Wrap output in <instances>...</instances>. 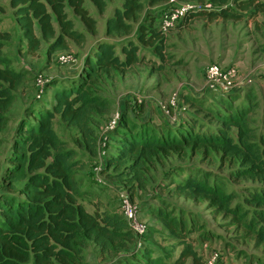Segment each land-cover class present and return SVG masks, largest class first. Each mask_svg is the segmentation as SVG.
I'll return each instance as SVG.
<instances>
[{
  "label": "trees",
  "instance_id": "16d2710c",
  "mask_svg": "<svg viewBox=\"0 0 264 264\" xmlns=\"http://www.w3.org/2000/svg\"><path fill=\"white\" fill-rule=\"evenodd\" d=\"M113 1L9 0L21 32L19 41L25 42L27 53L36 55L50 42L47 64L53 53L67 50L70 41H86V33L76 27L72 14L94 36L100 33V19L93 6L100 15L108 14L103 36L85 55L78 76L46 78L45 93L53 92V104L44 96L32 97L8 140L1 134L9 126L10 113L31 71L11 66L6 49L14 35L1 27L0 19V147L9 143L0 169V264H90L86 258L90 245L98 249L103 264H187L190 258L191 264H206L201 246L212 240V235L194 217L177 214L161 195H155L160 205H147L173 238L171 250L177 252L173 261L149 240L148 233L138 248L120 211L102 210L96 203L90 210L78 177L84 162L78 149L69 146L55 128L58 117L76 128L80 147L100 159L97 114L108 111L110 105L95 93L98 84L143 63L151 64L155 71H167L171 56L166 53V36L155 25L169 0H117L111 6ZM182 1L212 3L214 7L192 10L178 28L197 17L213 22L241 20L244 10H250L252 17L264 13V0ZM6 10L7 5L0 1V13ZM145 47L152 48L157 57H147ZM175 62L180 64V60ZM58 85L62 88L52 89ZM185 92L186 102L199 106L197 110L209 121L196 116L175 121L165 118L155 125L138 113L130 116L126 105L108 135L109 150L102 157L101 174L128 187L132 198L158 162L202 155V160L211 164L230 165L235 180H251L260 186L246 187L240 199L215 175L197 174L193 167L180 166L174 173L168 172L170 180L161 184L162 190L196 204L206 202L217 217L225 219L227 228L235 229L240 240H252L255 248L264 251V131L257 133L251 125L258 102L242 99L240 91L200 97ZM145 108V103L139 104L140 112ZM179 174L183 177H177ZM240 230L241 235L237 233ZM257 261L264 264V260Z\"/></svg>",
  "mask_w": 264,
  "mask_h": 264
},
{
  "label": "rangeland",
  "instance_id": "374dc122",
  "mask_svg": "<svg viewBox=\"0 0 264 264\" xmlns=\"http://www.w3.org/2000/svg\"><path fill=\"white\" fill-rule=\"evenodd\" d=\"M7 5L5 13H0L2 21L1 27L13 31L14 40L10 47L6 49V55L11 60V66L24 71H31L28 78L18 93L19 101L15 109L10 113L11 121L5 132L1 135L6 140L11 138L16 123L24 113L28 102L35 98L36 86L35 76L40 72L45 78L62 77L76 78L81 70L85 55L89 52L96 39L103 36L105 30L106 16L100 15L93 6V13L100 19V33L98 36L91 35L79 17L72 14L75 19L76 27L79 31L86 33V41L77 44L70 41L67 50H58L51 56V62L48 61V47L50 42H45L41 50L36 55L27 53L25 42L20 43V30L12 16V8L9 0H0ZM117 0L111 3V6ZM195 5L198 4L193 1ZM90 4V3H88ZM111 7L108 8V11ZM244 18L241 20L216 19L210 21L205 17H197L190 21L188 25L182 28L173 29L165 32L168 53L171 57L167 61V71H155L149 63L138 64L126 73H118L114 78H105L102 80L95 93L104 97L109 102V109L104 113L97 114L99 123L97 124V133L99 141L104 139L108 133V127L117 113H121L122 108L128 105L130 116L134 117L137 113L142 119L153 120V124L158 125L165 118L175 121L178 118L192 119L196 116L199 119L209 121L204 114L200 112L199 106H192L187 103L186 92L196 96L208 95L205 92L204 74L207 67L213 63H218L223 67L234 66L237 69L238 76L236 80L241 83L251 75L254 70L264 72V13L256 17L250 15V10L242 11ZM102 38V37H101ZM147 57H157V54L150 47L144 48ZM72 53L76 62L70 65H61L57 58L61 54ZM180 60V64L175 62ZM262 75H257L253 84L245 85L240 90L241 98L250 99L258 102L252 118L254 122L251 125L256 127L257 133L264 131V80ZM262 82H259L261 81ZM58 85L52 89H61ZM259 89V90H258ZM183 94L181 95V93ZM255 92L257 95H255ZM249 93L251 94L250 96ZM180 94V101L177 107H172L170 101L173 95ZM211 95V94H209ZM50 105L54 102L53 92L47 90L42 95ZM141 98L140 102L138 99ZM129 99H132L129 101ZM146 104L145 111L142 113L139 104ZM214 123H216L214 121ZM55 128L60 136L68 142L69 146L78 149V156L82 158L84 166L79 169L78 177L80 179L81 190L85 192L86 206L93 210V203H96L102 210L120 211L118 197L116 195L117 187L124 188L128 194L132 195L129 188L119 181L104 175V182L98 180L94 168L102 165V159L93 158L88 151L80 147L77 139L80 138L78 130L68 126L66 122L59 117L55 121ZM110 132V131H109ZM102 142V141H101ZM99 142V146L100 143ZM103 143V142H102ZM9 143L5 142L0 147V169ZM101 152L107 153L109 150L108 142L101 145ZM99 154V156H100ZM180 166L193 167L197 174L205 172L215 175L220 180L227 191H232L241 199L245 194L246 187H258L259 183L251 180H235L231 172L230 165L221 166L220 163L211 164L202 160V155L198 157L188 156L186 160L173 157L166 161L158 162L151 166L145 177L143 187H137L133 202L138 208L139 216L150 227L147 237L158 245L164 252L169 253L171 261L177 256V252L171 250L173 247V238L163 225L160 218L153 214L147 203L160 205L155 199V195H161L171 208L175 209L177 214L187 215V217L197 219L202 227L212 235V240L208 242L218 247L223 259H228L231 263L246 264L250 260H264V251L254 247V241H242L240 236L236 235L235 229L225 226V219L217 217L215 213L207 206L206 202L196 204L181 195H170L167 190H162L161 184L168 183V172L174 173ZM181 172V171H176ZM201 174V175H202ZM183 177V174L177 175ZM107 183V184H106ZM240 235L243 231L240 230ZM200 242V241H199ZM199 242L197 244H199ZM212 242V243H211ZM86 258L90 264H103L99 251L94 245L86 249ZM245 262V263H244ZM191 258L187 264H191Z\"/></svg>",
  "mask_w": 264,
  "mask_h": 264
},
{
  "label": "built area",
  "instance_id": "2783aa9c",
  "mask_svg": "<svg viewBox=\"0 0 264 264\" xmlns=\"http://www.w3.org/2000/svg\"><path fill=\"white\" fill-rule=\"evenodd\" d=\"M193 1H182V0H169L167 7L161 11L159 14L155 27L164 33L173 29H177L186 15L194 9H200L202 6L204 8L214 7L212 3L205 4H194ZM57 61L61 65H70L76 62V58L72 53H65L58 56ZM259 73L253 72L244 81V83L236 80L238 76L237 69L234 66L223 67L218 63H213L209 65L205 71L204 85L205 91L212 94H224L229 92L240 91L244 89L245 85L253 84L256 82L255 78ZM36 86V97L39 99L44 95L46 90V78L42 73H38L35 79ZM183 92L181 93V95ZM180 94H175L172 96L170 105L172 107H177L180 101ZM140 102L141 98L138 99ZM121 118V113H117L113 121L108 127V133L105 134L104 139L99 142L101 145H106L108 142V135L114 129ZM110 131V132H109ZM105 152H101L100 157H105ZM101 166L99 165L94 168L96 174L98 175V180L104 182V176L101 174ZM107 184V183H106ZM116 195L118 197V204L120 212L127 219L130 228L136 236V246L142 247L144 238L148 233L149 226L140 218L138 208L133 202L132 198L128 192L122 188L117 187ZM202 250L205 253L206 264H236L231 263L228 259H223L218 247L212 246L208 241L202 244ZM222 258V259H221ZM245 263V262H244ZM246 264H249L248 262ZM252 264H263L262 261H253Z\"/></svg>",
  "mask_w": 264,
  "mask_h": 264
},
{
  "label": "crops",
  "instance_id": "0c3cea01",
  "mask_svg": "<svg viewBox=\"0 0 264 264\" xmlns=\"http://www.w3.org/2000/svg\"><path fill=\"white\" fill-rule=\"evenodd\" d=\"M254 72H256V73H259L258 75H262L263 76V78H264V72L263 71H261V70H254ZM204 78H205V74H204ZM264 80V79H263ZM259 82H262V80L261 81H259ZM259 90V89H258ZM206 92V91H205ZM209 94H212V93H209ZM208 94V95H209ZM206 95V94H205ZM212 95H214V94H212ZM255 95H257V93L255 92Z\"/></svg>",
  "mask_w": 264,
  "mask_h": 264
}]
</instances>
